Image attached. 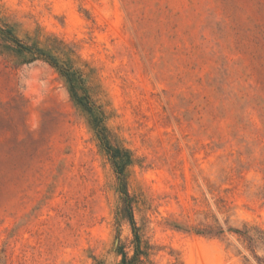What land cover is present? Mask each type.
Returning <instances> with one entry per match:
<instances>
[{
    "label": "rangeland",
    "instance_id": "obj_1",
    "mask_svg": "<svg viewBox=\"0 0 264 264\" xmlns=\"http://www.w3.org/2000/svg\"><path fill=\"white\" fill-rule=\"evenodd\" d=\"M129 261L264 264V0H0V264Z\"/></svg>",
    "mask_w": 264,
    "mask_h": 264
},
{
    "label": "trees",
    "instance_id": "obj_2",
    "mask_svg": "<svg viewBox=\"0 0 264 264\" xmlns=\"http://www.w3.org/2000/svg\"><path fill=\"white\" fill-rule=\"evenodd\" d=\"M119 165L117 164V167H118ZM120 172V174H122V171H119ZM125 193V195H128V193L125 191L124 192ZM126 197H128V196H126ZM127 205H128V207H129V203H127ZM131 261H129V263H130ZM131 264V263H130Z\"/></svg>",
    "mask_w": 264,
    "mask_h": 264
}]
</instances>
